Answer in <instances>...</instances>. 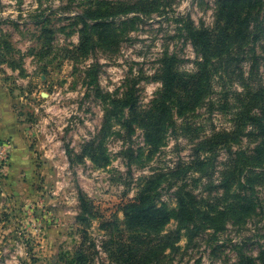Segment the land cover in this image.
I'll return each mask as SVG.
<instances>
[{"label":"rangeland","instance_id":"rangeland-1","mask_svg":"<svg viewBox=\"0 0 264 264\" xmlns=\"http://www.w3.org/2000/svg\"><path fill=\"white\" fill-rule=\"evenodd\" d=\"M0 264H264V0H0Z\"/></svg>","mask_w":264,"mask_h":264},{"label":"trees","instance_id":"trees-1","mask_svg":"<svg viewBox=\"0 0 264 264\" xmlns=\"http://www.w3.org/2000/svg\"><path fill=\"white\" fill-rule=\"evenodd\" d=\"M172 86H173V80H169V79H168V84H167V83L165 84V89H166V91H173ZM237 197H238V196H237ZM135 206H137V207L134 208ZM140 210H142L141 207H139L137 204H135V205L132 207V210H131L130 212H138V211H140ZM126 215H127L128 218H132V219H136V218H137V215H136V218H135V215H132V217H131L129 212H127ZM133 216H134V217H133Z\"/></svg>","mask_w":264,"mask_h":264}]
</instances>
